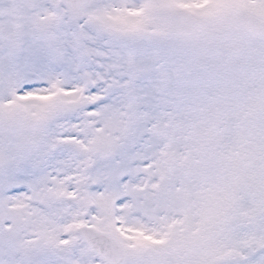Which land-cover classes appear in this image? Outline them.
Wrapping results in <instances>:
<instances>
[{"label": "snow or ice", "instance_id": "snow-or-ice-1", "mask_svg": "<svg viewBox=\"0 0 264 264\" xmlns=\"http://www.w3.org/2000/svg\"><path fill=\"white\" fill-rule=\"evenodd\" d=\"M0 264H264V0H0Z\"/></svg>", "mask_w": 264, "mask_h": 264}]
</instances>
